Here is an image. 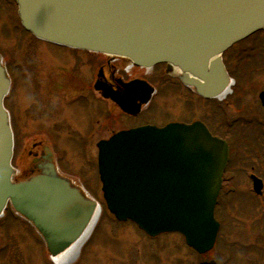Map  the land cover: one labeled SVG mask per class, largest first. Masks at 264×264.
Here are the masks:
<instances>
[{"label": "water", "instance_id": "obj_1", "mask_svg": "<svg viewBox=\"0 0 264 264\" xmlns=\"http://www.w3.org/2000/svg\"><path fill=\"white\" fill-rule=\"evenodd\" d=\"M18 3L24 26L38 37L125 55L144 66L167 62L192 76L206 97L223 93L229 84L222 53L264 28V0ZM8 87L0 57V211L11 202L35 224L51 254L58 255L85 231L95 202L54 175L12 182L13 134L3 105ZM228 157L227 143L200 121L121 131L100 144L104 197L118 219H131L152 236L179 231L190 246L207 252L219 229L214 212Z\"/></svg>", "mask_w": 264, "mask_h": 264}, {"label": "flooded vegetation", "instance_id": "obj_2", "mask_svg": "<svg viewBox=\"0 0 264 264\" xmlns=\"http://www.w3.org/2000/svg\"><path fill=\"white\" fill-rule=\"evenodd\" d=\"M13 11L17 18L15 31L20 32V39L14 49L10 48V53L0 51V55L10 81L4 103L14 134L15 181L42 174L55 175L68 180L81 193L95 195L102 191L98 169L101 141L119 131L140 126L202 120L215 136L229 145V160L216 206V217L221 225L213 250L223 249L220 242L225 229L227 232L250 230L254 240L249 243L248 252L264 258V100L261 98L264 93V29L236 42L223 54L226 69L233 79L231 92L221 99L213 98V123L210 124L193 113L194 98H205L187 85V78L174 67L167 63L141 66L119 54L41 39L22 25L16 0H0V18ZM5 28L4 25L0 30L3 35L8 34ZM129 84L133 87L127 92ZM179 86L188 88L192 99H185ZM152 88L154 91L150 93ZM146 95L150 100L143 103ZM161 97L169 99L171 105L165 106L163 112L157 107ZM177 97L184 100L179 115L174 113L175 105L179 106ZM120 101L132 109L124 108ZM185 112L189 113L188 119ZM28 129L38 130L40 137L36 141L30 138L25 144L18 130ZM60 131L67 132L74 154L81 160L76 169L66 164L68 158L74 161V155L71 156L73 153L64 142L61 144ZM243 178L245 187L242 189ZM255 181L261 188H255ZM228 209L247 210L246 223L236 225L235 213L231 214ZM10 220L11 215L4 212L0 224ZM122 227H131L137 232L134 236L127 233L128 242L139 243L138 255L142 256L131 255L132 264H168L179 246L197 253L195 263L215 259L221 264L215 255L210 256L211 252L199 254L189 248L179 233L152 237L129 220L119 221V231ZM231 248L227 250L234 256ZM133 250L128 246V251L123 252L122 264L129 260ZM164 250L175 252L168 258L160 253ZM146 251L149 253L145 255Z\"/></svg>", "mask_w": 264, "mask_h": 264}, {"label": "rangeland", "instance_id": "obj_3", "mask_svg": "<svg viewBox=\"0 0 264 264\" xmlns=\"http://www.w3.org/2000/svg\"><path fill=\"white\" fill-rule=\"evenodd\" d=\"M4 25L6 26L5 29L8 30L7 35H3L1 32V28ZM16 25L17 18L14 11L11 13V15L0 18V51L5 52V54L10 53V48L14 49L15 45L19 42L20 32L17 30L15 31ZM6 58L8 59L9 56H6ZM178 88L181 91L179 92L185 97V99H192L190 92L187 90L188 88L186 89V87L183 86L182 88L180 86ZM168 100L169 99H164L163 97L159 98L157 107L160 109L158 110L163 112L165 106H167V108L171 107V105L168 103ZM181 100L178 98L179 106L176 104L174 107V113H178V115L182 113L184 108L182 105L184 100ZM194 100L195 102L193 103L196 104L193 107V113H196L197 116L212 124V104L214 100L202 98H194ZM216 101L219 100L216 99ZM179 107L181 108L178 109ZM188 114L186 116L187 119L189 118ZM18 136L25 144H27V141L30 138L32 141H36V139H39L40 137L38 135V130L33 129L18 130ZM59 137L61 139V144L64 142V145L69 147L68 150L73 153L71 156L74 155V161H71V158H68L66 164L73 169L78 168V161L80 163L81 160L76 154H74L72 144H70L68 141L69 137H67V132L64 131V133H62L60 131ZM29 161H26V163H29ZM244 180L245 179L243 178L241 184L242 189L245 187ZM90 196L99 199V201H104L102 192L96 193L95 195L90 194ZM228 211H232L231 214L235 213L234 218H236V225L243 226L246 223L245 219L248 218L246 215L247 210L238 211V209H228ZM16 217L17 219H13L6 226L0 228V264H56L50 256V252L45 240L41 237L34 226L24 217L19 215H16ZM96 230L90 240L84 246L82 250L83 252L81 251L79 257L75 261L69 262V264H122V256L124 255L123 252L128 251V246H131L134 249L128 258L133 254L134 256L138 255L139 243L134 244L127 241V233L134 236L137 232L134 228L122 227L120 231H122L121 234H124L125 237L119 235V221L115 219L109 210L103 214V217ZM222 236L223 237L220 242V246L222 245L223 249L219 247L215 250H212L210 253V256L214 257L215 255L221 264H260L257 263L258 261H261L262 264H264L263 257H254L252 252H248L249 243L253 242L254 240V238L250 235V230L243 231L235 229L234 231L227 232L225 229ZM229 246H233V248ZM227 248H231L234 251V256L230 255V252L227 250ZM238 250L241 252L236 253ZM119 251L121 252L119 253ZM173 252L175 251H160L161 254L166 255L167 257ZM148 253V251L144 252L145 255ZM160 253H157L156 255L161 256ZM262 253L264 254V251ZM171 257L173 259L172 261L174 262L171 261L168 264H193L198 259L197 253L191 249H183L181 246H179L177 252L174 255H171ZM132 261L133 258H129V260H127L124 264H132Z\"/></svg>", "mask_w": 264, "mask_h": 264}, {"label": "bare ground", "instance_id": "obj_4", "mask_svg": "<svg viewBox=\"0 0 264 264\" xmlns=\"http://www.w3.org/2000/svg\"><path fill=\"white\" fill-rule=\"evenodd\" d=\"M230 92L231 90L229 88L228 92L226 94H223L221 97L223 98L225 95L229 94ZM102 214H103V207L100 203H98V205L96 206V209H94L93 211L91 221L87 225L82 235L78 238V240L73 245H71L69 248H67V250L61 252L58 255H54L52 257V260L56 264H69V262L75 261L81 254V251L83 250L84 246L87 244V242L92 237L102 217Z\"/></svg>", "mask_w": 264, "mask_h": 264}]
</instances>
